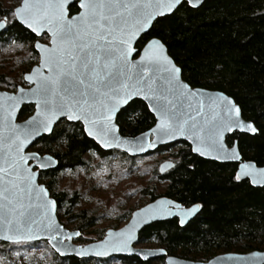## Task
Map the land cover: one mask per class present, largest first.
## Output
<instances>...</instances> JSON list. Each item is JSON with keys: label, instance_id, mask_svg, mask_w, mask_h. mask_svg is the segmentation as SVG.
I'll return each mask as SVG.
<instances>
[{"label": "snow or ice", "instance_id": "obj_1", "mask_svg": "<svg viewBox=\"0 0 264 264\" xmlns=\"http://www.w3.org/2000/svg\"><path fill=\"white\" fill-rule=\"evenodd\" d=\"M70 2L22 0L21 6H15L0 21V38L14 27L9 16L35 37L47 33L51 38L50 46L38 41L34 44L40 62L23 76L35 87L27 91L21 87L19 95H0V242L36 246L46 241L60 256H139L131 246L138 239L139 228L168 216H178L183 225L200 206L181 209L179 204L160 199L135 213L121 231H109L101 244L77 249L65 241L80 237L81 232L69 233L59 225L57 200L50 196L48 188L37 183L45 173L59 176L63 167L58 168L52 156L25 153V147L37 137L52 133L53 125L64 117L69 122H80L79 135L90 138L92 148L122 150L136 157L182 137L191 141L192 152L226 160L239 158L235 146L231 151L226 149V134L240 131L255 135L259 129L240 119V108L228 96H206L183 83L181 69L166 55L160 40L148 41L142 54L134 47L157 17L171 14L183 0H79L81 11L69 19ZM187 3L195 6L199 0ZM134 53L140 55L139 60L133 58ZM3 79L15 87L14 82ZM135 98L147 102L155 127L150 133L125 139L118 134L116 115ZM26 99L35 103L36 112L19 125L14 123V113ZM67 131H72L71 126ZM151 134L156 135L155 140L150 139ZM65 135L62 132L60 137ZM29 161H35L37 171ZM251 167L244 165L235 179L251 176L253 184L264 185V169L253 172ZM257 176L261 179L257 180ZM149 255L154 253H145L144 259Z\"/></svg>", "mask_w": 264, "mask_h": 264}, {"label": "trees", "instance_id": "obj_2", "mask_svg": "<svg viewBox=\"0 0 264 264\" xmlns=\"http://www.w3.org/2000/svg\"><path fill=\"white\" fill-rule=\"evenodd\" d=\"M8 12L0 10V15ZM76 12L78 7L74 5L71 13ZM13 23L11 31L0 38V47L11 48L13 43L6 41L14 40L17 45L28 48L29 56L22 63L30 65L38 61L34 50L35 36L18 22L12 20L10 24ZM153 38L160 39L167 46L169 54L182 70L183 79L192 88L222 92L235 100L243 117L253 122L259 131L254 136L235 133L228 137V144L233 146L237 141L247 161L264 167V0H207L197 9L184 2L173 15L155 22L151 31L138 43L139 52ZM5 77L14 82L15 87L12 83H5ZM22 81L21 76L14 78L8 73L0 74V88L3 90L14 92ZM33 113V106H25L20 118L24 120ZM117 123L124 136L133 138L153 128L155 118L143 101L135 100L120 113ZM70 126L72 131H67ZM81 127L80 123L62 121L50 136L36 142L33 150L40 155H53L59 161L58 168L63 167V172L85 167L86 155L93 151L101 159L119 154L130 166L139 158L167 152L175 163L174 168L160 174L158 167L154 166L152 176L153 181L165 185L162 193L157 194L158 185L154 184V188L143 191V196L150 202L165 196L185 207L201 205L200 213L186 227H181L179 220L174 218L154 223L142 231L138 243L156 245L167 252L165 257L147 263L137 257L115 260L125 264H166L167 257H177L208 262L224 253L264 252V188L253 187L249 180L237 181V164L205 160L193 154L186 142L169 145L139 158L118 150L104 152L92 148L94 142L79 135ZM62 132L66 135L60 137ZM40 182L57 200L58 213L66 205L70 220L77 221L75 229L82 232L78 243L100 241L108 229H118L122 220L128 221L131 217V214L119 213L107 228L83 233L96 226V216L90 217L87 210H76L77 194L70 197L65 191L58 193L60 175L42 174ZM59 219L64 226L69 223L60 215ZM39 247L45 248L56 264H104L112 259L61 258L46 241L38 242L36 246L0 242V256L6 260L10 252L23 254ZM3 262L6 264L7 261Z\"/></svg>", "mask_w": 264, "mask_h": 264}, {"label": "rangeland", "instance_id": "obj_3", "mask_svg": "<svg viewBox=\"0 0 264 264\" xmlns=\"http://www.w3.org/2000/svg\"><path fill=\"white\" fill-rule=\"evenodd\" d=\"M21 3L22 0H0V10L11 11L15 6H20ZM4 18L5 15H0V21ZM12 20L14 18L9 16V23ZM40 40L43 43L50 44L47 37H42ZM27 56H29V51L26 46H19L13 43L11 48L0 47V74L8 73L10 76L17 78L23 72L28 73V70L39 64V58L38 61H33L30 65H26L22 61ZM19 85L29 88L28 85L23 83ZM1 90L2 88H0ZM24 120L19 118V121ZM31 151L34 150L32 149ZM86 161L87 165L85 167L77 168L74 171L66 170L62 172L58 188V193L65 191L70 197L74 194L78 195L79 199L76 207L78 212L87 210L90 212V217L96 216V226L87 228L83 233L107 228L119 213L132 214L134 211L149 204L150 199L143 196V191L147 188H154V184H157V194L159 195L165 186L153 181L154 166L159 167L162 162L172 161V159L169 153L163 152L155 157L139 158L134 165L130 166L129 162L119 154L101 159L97 153L93 155V152H91L86 155ZM67 209L68 207L65 205L59 215L67 222L69 221L65 227L74 231L78 223L75 220H70L71 214H68ZM103 214L104 217L101 218ZM127 223V220H122L120 226H124ZM74 243L84 246L94 242L90 241L82 244L74 240ZM139 248L152 249L157 247L154 244H141ZM20 254L17 255V253L10 252V257L6 260L0 256V264H4L3 261H7L6 264H56L54 257L45 248L39 247L35 250L31 248ZM104 264L125 263L112 259Z\"/></svg>", "mask_w": 264, "mask_h": 264}, {"label": "water", "instance_id": "obj_4", "mask_svg": "<svg viewBox=\"0 0 264 264\" xmlns=\"http://www.w3.org/2000/svg\"><path fill=\"white\" fill-rule=\"evenodd\" d=\"M206 1H207V0H199V3H197L195 6H192V5H190L189 3H188V4H189V6H190L191 8L197 9V8H200V7H201ZM184 2H187V0H183V2L181 3V5H182ZM75 4H77V6H78V8H79V12L81 11V9H80V7H79V0H71V2L67 5V14H68V18H69V19H71L72 17H74V16H76V15L79 14V12H78L77 14H75V15H73V16L70 15V8H71L72 6H74ZM21 5H22V3H21ZM21 5H20V6H21ZM181 5H179V6H178V7H177V8H176L171 14H167V15H165V16H163V17H168V16L173 15ZM163 17H157L156 20L153 21L152 27H153V25L155 24V22H156L159 18H163ZM3 20H4V19H3ZM152 27H151L146 33L141 34V35H140V38H139V39L137 40V42L134 44V47L136 48L137 52L140 53V54H142V50L139 52V50H138V48H137V45H138V43L140 42V40L142 39V37H143L144 35L148 34V33L151 31ZM44 34H47V33H44ZM44 34H42L40 37H36V38H41V37H43ZM33 35H34V34H33ZM47 35H48V34H47ZM48 36H49V35H48ZM49 37H50V36H49ZM156 39H158V38H156ZM50 40H51V38H50ZM158 40H160V39H158ZM160 41H161V40H160ZM38 42L41 43L40 41H38ZM161 42H162V41H161ZM147 43H148V42H147ZM147 43H146V44H147ZM162 43H163V42H162ZM41 44H43V43H41ZM163 44H164V43H163ZM45 45H47V44H45ZM47 46H50V44H48ZM164 46H165V49H166V55L169 57L170 60L173 61V63L175 64L176 67L180 68V67L177 65V63L174 61V59L171 57V55L169 54V50H168L167 46H166L165 44H164ZM37 53H38V52H37ZM133 58L136 59V60H139V59H140V55H137V54L134 53ZM35 67H36V66H35ZM35 67H34V68H35ZM180 69H181V68H180ZM179 76H180V79H181V81H182L183 83L188 84V83L183 79L182 70H181V72L179 73ZM26 83H27V82H26ZM27 84L31 86L29 89L35 87V84H32V83H27ZM188 85H189V84H188ZM189 86H190V85H189ZM190 87H191V86H190ZM20 88H21V87H20ZM191 88H192V87H191ZM24 89H25V88H24ZM29 89H25V90L27 91V90H29ZM192 89H196V90L203 91V92L205 93L206 96H212V97H215V96H219V95H221V94L228 96L227 94L222 93V92L209 91V90L199 89V88H192ZM4 93H7L8 95H19V90H18L17 93H9V92H5V91H0V95H3ZM228 97H229V96H228ZM229 98L235 102V100H234L233 98H231V97H229ZM135 100L143 101V102L147 105V102L144 101L142 98H135L134 100L130 101L128 105H125L124 107H122V108L119 110V112L117 113V115H116L115 123H116L117 127L119 128V133H118V134H119L122 138H125V139H132V137L124 136V135L121 133L120 127H119V125H118V123H117V119H118V116L120 115V113H121L123 110H125V109H126V108H127V107H128L133 101H135ZM235 104L237 105L236 102H235ZM30 105H31V106H34V109H35V110H34V113H33L28 119H30L33 115H35V112H36L35 103H34L33 101H30V100H27V99H26L25 101H23L22 103H20V105L18 106V110L14 113V123L19 124V125H23V124L28 120V119H26V120H24V121H19V118H20V113L22 112L23 108H24L25 106H30ZM237 106H238V105H237ZM238 107L240 108V106H238ZM240 110H241V108H240ZM151 114L154 116L153 113H151ZM154 118H155V117H154ZM240 119H242L243 121H246V122H249V123L254 124L253 122L247 121V120L243 117L242 110H241V112H240ZM62 121H67V120H66V118H64V117H61V118H60L58 121H56V123L53 125V131H54V129L56 128V126H57L60 122H62ZM67 122H69V121H67ZM69 123H80V122L77 121V122H69ZM254 126L256 127L255 124H254ZM153 127H155V125H154ZM151 129H152V128H151ZM151 129H150V130H151ZM150 130L147 131V132H145V133H150ZM52 133H53V132H52ZM52 133H45V134H43L41 137H37V138H36L31 144H29L27 147H25L24 152H25V153H37V152H35V151H31V150L33 149L35 143L38 142L42 137H44V136H50ZM235 133L247 134V135H251V136H254V135H253V134H250V133L240 132V131H235V132L228 133V134L225 135L224 144H225L226 149L229 150V151H231V149L233 148V146H235L236 149H237V151H238V156H239V158H237V159H226V160H221V159H213V158L208 157V156H200L199 154L194 153V152H193V154H195V155H197V156H199V157H201V158H203V159H205V160L215 161V162H218V163H221V164H237V165H238L237 173L240 172L241 168H242L244 165H251L252 167H251V169H249V170H250V171H253V172H259V170L264 169V167H259V166H257L256 163H254V162H252V161H247V160L243 157V155L241 154L240 148H239V143H238L237 141L234 143L233 146H230V145L228 144V137H229V136H232V135L235 134ZM143 134H144V133H143ZM143 134H141V135H139V136H137V137H140V136H142ZM257 134H258V133H257ZM255 135H256V134H255ZM89 139H90V138H89ZM150 139H151V140H155V139H156V135H155V134H151V135H150ZM180 142H186V143H188V144L191 146V148L193 147V145H192V143H191L190 140H186V139H184V138L181 137V138H178L177 140L171 141V142H169V143H167V144H158L156 148H154V149H150L148 152L138 154L136 157L146 156V155H148V154H151V153H154V152L159 151L161 148L167 147V146H169V145H174V144H177V143H180ZM103 151H104V152H111V151H113V150H103ZM118 151L123 152L122 150H118ZM123 153H124V152H123ZM38 154H39V153H38ZM39 155H40V154H39ZM126 155H128V156H130V157H133V156H131V155H129V154H126ZM41 156H52L54 160L58 161L57 158H55V157H54L53 155H51V154H46V155H41ZM29 164L33 167V170H34V171H37V169L35 168V161H29ZM58 165H59V161H58L57 167H58ZM174 166H175V163H174V162H172V161H165V162H163V163L160 165V167H159V172H160L161 174H165V173L169 172L170 170H172V169L174 168ZM40 171H41L42 173L44 172V170H40ZM49 171H51V170H49ZM40 176H41V175H40ZM40 176L37 178V183H38V184H41V185H44V184H42V183L40 182ZM252 179H253V178H252L251 176H249V177H245V178L241 179L240 181H242V180H249L253 187H256V188H264V185H262V184H260V183L253 184V183H252ZM256 179H257V180H260L261 177H260V176H257ZM44 186H45V185H44ZM45 187H46V186H45ZM46 188H47V187H46ZM49 194H50V196H51L50 191H49ZM52 198H53V197H52ZM53 199H54V198H53ZM160 199L170 200V201H172L174 204H179V205L181 206V209H188V208L193 207V206H191V207H185V206H183L182 204H180V203H178V202H176V201H174V200H172V199H170V198H167V197H160V198L156 199L155 201L150 202L149 204H153V203H155L156 201H158V200H160ZM149 204H147V205H149ZM147 205H145L144 207H142V208L136 210V211L133 213V215L131 216V219L129 220V222H128L124 227H122V228L119 229V230H109V231L119 232V231H121L122 229H124L125 227H127V226L132 222V220H133V218H134V214L137 213V212H139L141 209L147 207ZM197 205H199V204H197ZM199 206H200V207H199V210H198L193 216L188 217V218L186 219V222H185L183 225H181V223H180V218H179L178 216H168V217H166V218L154 219V220L151 221L150 224H146V225H144L143 227L139 228L138 231H137V237H138V239L135 240V241L132 243V245H131L132 248L134 249V252H135V253H140V254H141V255H139V256H137V255H135V254H133V255H128V254H125V253H112L111 255H109V256H104V257L88 256V257H84V258L76 257V256H74V255H69V256H60V255H58V254H57V255H58L59 257H61V258L74 257V258L81 259V260H82V259H87V260H88V259H102V258H111V257H122V258H132V257H137V258H139L140 260H142L143 262H148V261H151V260H154V259L160 258V257H165V256L167 255V252H166L165 250H163V249H160V248H155V249H143V248H138V247H137V244H138V241H139V238H140V234L142 233V231H143L146 227H148V226H150V225H152V224H154V223H157V222H163V221L171 220V219H174V218H177V219L179 220V224H180L181 227H186V226H187V225H188V224H189V223H190L195 217H197V215L200 213V211H201V205H199ZM171 211L176 212V211H178V209H176V208H172ZM56 220H57V222L59 223V225H60L65 231H67V232H69V233L75 232V231H71V230L67 229V228L61 223V221H60V219H59L58 209H57V213H56ZM109 231H108V232H109ZM108 232H107V233H108ZM107 233H106L105 238H104L102 241H104V240L107 239ZM77 238H79V237L73 236V238H72L70 241H65V243L68 244V245H70V246H74V247L77 248V249H80V248H90V247H92V246H94V245H99V244H101V242H102V241H99V242H95V243H91V244H87V245L82 246V245H78V244L74 243V240H76ZM40 242H43V241H40ZM3 243H5V242H3ZM6 244H8V243H6ZM49 246H50V245H49ZM52 250H53V249H52ZM53 251H54V250H53ZM54 252H55V251H54ZM145 253H154V255H149V256H148V259L145 260V259H144V254H145ZM254 254H257V255H254ZM236 257H244V258H249V259L238 260V259H235ZM230 258H231V259H230ZM251 261H254L255 264H264V252L255 251V252H250V253H245V254H240V253H224V254H220V255H218V256L212 258V259H211L210 261H208V262H195V261H189V260L180 259V258H177V257H167V258H166V264H250Z\"/></svg>", "mask_w": 264, "mask_h": 264}, {"label": "flooded vegetation", "instance_id": "obj_5", "mask_svg": "<svg viewBox=\"0 0 264 264\" xmlns=\"http://www.w3.org/2000/svg\"><path fill=\"white\" fill-rule=\"evenodd\" d=\"M75 5L77 6V4H75ZM72 7H73V6H72ZM72 7H71V8H72ZM77 7H78V6H77ZM71 8H70V15H71V16H73V15H75V14H77V13L79 12V8H78V12L72 14V13H71ZM43 37H47V38H49V43H50V37H49L47 34H44ZM35 38H36V37H35ZM41 38H42V37H41ZM41 38H36V41L34 42V44H35L37 41H40L41 43H43V42L40 40ZM43 44H46V43H43ZM47 45H48V44H47ZM35 52L37 53L36 50H35ZM37 55H38V58H39V54H38V53H37ZM39 62H40V59H39ZM26 74H27V73L23 72V73L21 74V77L23 78V76L26 75ZM20 83H23V84H25V85H28V84L26 83V81H24V80H23L22 82H19V84H20ZM28 86H29V88L31 87L30 85H28ZM20 87H23V86L18 85L16 91H14V92H12V91H7V90H3V89H2L1 91H5V92H9V93H17ZM23 88H25V87H23ZM29 88H25V89H29ZM33 107H34V106H33ZM34 110H35V109H34ZM138 158H139V157H138ZM164 162H165V161H164ZM162 163H163V162H162ZM162 163H161V164H162ZM161 164H160V165H161ZM160 165H159V167H160ZM159 167H158V172H159ZM159 173H160V172H159ZM160 174H161V173H160ZM164 197H165V196H164ZM167 198H168V197H167ZM170 199H171V198H170ZM172 200H173V199H172ZM176 202H177V201H176ZM134 212H135V211H134ZM134 212H133V213H134ZM133 213L131 214V216L133 215ZM130 219H131V217H130ZM130 219H129V220H130ZM129 220H128L127 222H129ZM124 226H125V225H124ZM124 226H120L118 229H108L107 232H108L109 230H119V229H121V228L124 227ZM74 231H80V230H78V229H77V230L74 229ZM80 232H81V231H80ZM107 232H106V233H107ZM81 234H82V232H81ZM105 236H106V235H105ZM105 236H104V238H105ZM104 238H103V239H104ZM77 239H78V238H77ZM77 239H76V240H77ZM103 239H102V240H103ZM102 240H100V241H102ZM97 242H99V241H97ZM94 243H95V242H94ZM140 245H141V244L138 243V244H137V247L139 248ZM152 249H155V248H152ZM111 258H112V259H115V258H122V257H111ZM132 258H134V257H132ZM102 259H109V258H102ZM112 259H111V260H112ZM157 259H158V258H157ZM157 259H154V260H151V261H148V262H155ZM88 260H101V259H88ZM141 261H142V260H141ZM142 262H143V261H142ZM144 263H145V262H144ZM146 263H147V262H146Z\"/></svg>", "mask_w": 264, "mask_h": 264}]
</instances>
